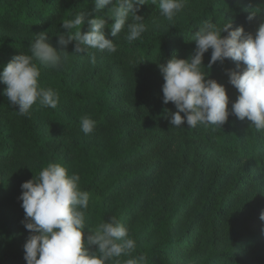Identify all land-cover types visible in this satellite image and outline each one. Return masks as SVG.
Here are the masks:
<instances>
[{"label":"trees","instance_id":"trees-1","mask_svg":"<svg viewBox=\"0 0 264 264\" xmlns=\"http://www.w3.org/2000/svg\"><path fill=\"white\" fill-rule=\"evenodd\" d=\"M107 11L96 10L93 0H0V24L13 32L0 29V52L6 53L0 71L13 59L12 54L28 53L37 33L47 32L48 42L57 50L61 48L57 34L67 38L70 31L62 22L77 13H85L86 21L104 15L108 20L106 38L117 44L114 54L89 49L101 60L110 61L102 79L101 62L90 73L80 72L75 63L69 68L61 65L59 70L40 66L39 83L59 93L55 109L34 105L30 116H20L19 106L10 103L4 94L6 85L0 82V204L19 200L18 186L34 179L49 162H56L65 166L69 175L79 174L80 189L89 193L85 239L87 227L113 216L128 228L136 250L129 257L122 256L121 264L140 254L146 256L147 264H264V225L255 227L244 221L245 207L228 216L242 191L240 179L226 188L229 171L214 169L209 177L204 159L198 160L197 153L159 156L153 163L127 167L160 138L145 137L123 122L140 120L152 130L164 125L170 132L202 141L222 153L249 157L264 179V133L251 127L247 118L241 121L234 115L223 128H190L186 121L176 128L170 119L178 109L172 102L163 103L164 80L157 65L166 64L174 55L187 59L195 49L192 35L204 21L231 22L233 28L242 26L245 33L254 34L264 23V0H187L173 21L160 15L158 0L157 4L145 0L137 14L144 18L146 31L131 42L125 39V30L118 39L111 36L114 21L105 15ZM75 43L69 45L75 47ZM210 57L211 49L205 53V65ZM225 69L236 70V63L231 59L217 62L211 78L225 85L230 110L238 91L228 83ZM85 115L96 121L95 128L109 130L106 143L79 144L74 157L49 153L55 139L50 130L78 131L80 117ZM30 159L35 161L13 170L19 161ZM160 165L166 185L156 197H152L151 185L129 192L128 197H117L125 186L147 177ZM1 232L5 243L0 247V264H26L24 245L29 231H17L8 223Z\"/></svg>","mask_w":264,"mask_h":264},{"label":"clouds","instance_id":"clouds-1","mask_svg":"<svg viewBox=\"0 0 264 264\" xmlns=\"http://www.w3.org/2000/svg\"><path fill=\"white\" fill-rule=\"evenodd\" d=\"M186 2L158 0L160 15L173 21ZM93 3L96 10L108 9L105 15L114 21L110 26L112 37L118 39V34L125 30V39L131 42L146 31L144 18L137 14L145 0H93ZM152 3L157 4V0ZM107 24L104 15L86 21L85 13H77L63 20L62 27L70 31L67 38L57 34L58 43L66 49L75 41V52H86L95 64V52L89 49L108 54L117 52V44L106 38ZM191 41L195 42V49L187 59L174 55L166 64L157 63L164 80L163 103L172 102L178 109L171 115L170 123L176 128L185 121L190 128L197 125L223 128L229 116L234 115L241 121L247 118L251 127L264 133V23L253 34L245 33L242 26L233 28L231 22L204 21ZM210 49V61L205 65L204 56ZM28 52L14 56L0 71V82L6 85L4 94L12 105L19 106L20 116H30L34 105L57 107L59 93L39 83L40 66L59 70L68 55L48 42L47 32L35 34ZM227 59L236 63V70L225 69V74L228 83L238 91L230 110L225 85L211 78L213 66L217 62L224 64ZM80 126L83 133L90 134L96 121L85 115L80 117ZM80 180L79 174L69 175L62 164L49 162L34 179L22 183L18 199L22 201L25 219L21 223L30 233L24 245L26 264H121L122 256L129 257L135 252L136 241L115 216L95 227H87L85 239L90 196L80 189ZM260 220L264 221V212ZM93 246H96L94 251ZM123 264H147L146 256L140 254L124 260Z\"/></svg>","mask_w":264,"mask_h":264},{"label":"rangeland","instance_id":"rangeland-1","mask_svg":"<svg viewBox=\"0 0 264 264\" xmlns=\"http://www.w3.org/2000/svg\"><path fill=\"white\" fill-rule=\"evenodd\" d=\"M0 29L5 33H13L5 26V24H0ZM61 50L68 53L67 58L62 63V65L67 66L68 68L75 63L80 66V72L90 73L94 70V67L101 62V79L108 73V64L110 63L108 60L103 61L99 56H96V63L92 64L90 56L87 55L86 52L76 53L75 47L71 45H68L66 49L62 47L58 49V51ZM22 53L30 54L29 52ZM19 54H21V52L14 53L12 55L16 56ZM5 57L6 53L0 52V60ZM123 122L130 127H134L136 132L143 133L145 137L160 138L156 145L152 144L150 148L142 154V156L137 158L127 167L140 166L148 162L153 163L159 156L174 158L179 153L186 152L188 155H194V153H197L198 160L204 159L203 164L206 167V173L209 177L212 176L214 169H218L219 171L227 169L229 171V178H227L228 180L224 182L226 188L231 187L232 183L236 181V179H240L241 181L240 188L242 191L239 193L237 198L234 199L228 216L234 215L236 210H240L242 207H245L246 212L243 216L244 221L247 220L248 223H252L255 227L264 225V221L260 220V214L261 212H264V179L260 177L254 161L249 157L222 153L202 141H193V138L179 136L170 132L164 125H156V130H152L151 128L148 129V127L140 120L128 118L124 119ZM50 133L55 136V139L51 145L49 153L53 152L60 156L69 155L70 157H74L76 156V147L79 144L86 142L91 144H105L109 130L95 128L92 133L85 134L81 129L78 131L51 129ZM208 153L209 155L206 156ZM34 161V159L21 160L19 161V164L14 165L12 168L16 172L20 165H29ZM24 182L25 181L22 183ZM22 183L18 186V198L22 194ZM147 185L152 186V197H156L159 189L166 185L165 176L162 177L161 165L156 167L153 173L147 177L125 186L117 197H128L129 192L137 191ZM200 197H202V195ZM21 204L22 201L20 200H12L7 204H0V247L5 243V238L1 232V227L3 225L12 223L17 231L25 229L21 223L22 220L25 219V212L21 207ZM190 216L191 214L187 215L184 221L186 222Z\"/></svg>","mask_w":264,"mask_h":264}]
</instances>
